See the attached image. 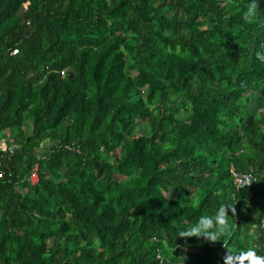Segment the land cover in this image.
I'll list each match as a JSON object with an SVG mask.
<instances>
[{
    "label": "trees",
    "instance_id": "obj_1",
    "mask_svg": "<svg viewBox=\"0 0 264 264\" xmlns=\"http://www.w3.org/2000/svg\"><path fill=\"white\" fill-rule=\"evenodd\" d=\"M0 141V264H248L264 0H0ZM220 204L216 242L177 237Z\"/></svg>",
    "mask_w": 264,
    "mask_h": 264
},
{
    "label": "clouds",
    "instance_id": "obj_2",
    "mask_svg": "<svg viewBox=\"0 0 264 264\" xmlns=\"http://www.w3.org/2000/svg\"><path fill=\"white\" fill-rule=\"evenodd\" d=\"M229 211L234 213V208L220 204L213 212L200 215L194 224L179 231L177 237L183 239L204 238L207 241L216 242L229 230ZM245 255L249 257L248 264H264V255H258L255 250L245 253Z\"/></svg>",
    "mask_w": 264,
    "mask_h": 264
},
{
    "label": "built area",
    "instance_id": "obj_3",
    "mask_svg": "<svg viewBox=\"0 0 264 264\" xmlns=\"http://www.w3.org/2000/svg\"><path fill=\"white\" fill-rule=\"evenodd\" d=\"M64 75V73H62ZM10 152L13 154V149L7 145L6 141H0V156L2 153ZM1 162V161H0ZM31 181L36 183L38 181L37 168L31 177ZM256 178L253 174H234L233 183L238 189H242L247 186H252L256 183Z\"/></svg>",
    "mask_w": 264,
    "mask_h": 264
},
{
    "label": "rangeland",
    "instance_id": "obj_4",
    "mask_svg": "<svg viewBox=\"0 0 264 264\" xmlns=\"http://www.w3.org/2000/svg\"><path fill=\"white\" fill-rule=\"evenodd\" d=\"M29 127H30V125H29ZM140 128L146 131L147 130V124L145 122H140ZM27 131L29 132L30 129L27 128ZM120 179H123V178H120Z\"/></svg>",
    "mask_w": 264,
    "mask_h": 264
}]
</instances>
